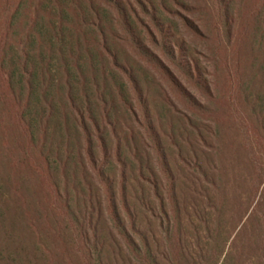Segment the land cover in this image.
<instances>
[{"label":"trees","instance_id":"16d2710c","mask_svg":"<svg viewBox=\"0 0 264 264\" xmlns=\"http://www.w3.org/2000/svg\"><path fill=\"white\" fill-rule=\"evenodd\" d=\"M244 1L205 0L202 6H193L189 0H0V264H74L65 253L53 254L48 244L42 251L27 252L16 244L14 234L20 230L31 236L41 231L76 234L85 246L76 250L77 264H106V240L98 230L100 210L90 198L78 210L69 191L66 171L73 159L68 148L71 124L82 131L88 164L101 185L106 211L115 219V227L135 259L145 264H219L221 259L222 264H264V178L257 183L264 167L256 159H243L244 153L249 156L247 149L227 159L215 111L195 101L176 74L216 103L218 91L212 94L186 36L207 45L213 55L220 53L213 44L222 37L228 47L244 42L248 47L246 78L239 86L231 81L228 106L233 114L243 99L253 118L243 134L247 142L255 140L260 148L264 146V0L247 11ZM178 26L186 36L179 35ZM123 47L158 74L193 111L219 126L212 145L207 133L192 125L198 148L191 149L188 158L182 157L183 168L178 173L170 166L151 122L142 81L120 52ZM103 62L129 85L137 110L131 101L121 102L143 126L154 148L157 170H149L148 175L139 170V178L148 188L139 204L158 223L152 233L128 206L126 164L120 158V137L107 112L109 84ZM92 87L94 96L90 95ZM95 104L115 139L118 198L128 216V227L118 219L116 196L104 171L107 143L95 118ZM88 123L99 140L100 161L92 152ZM55 140L60 146L53 160L49 145ZM64 143L68 154L62 158ZM37 181L48 185V200L43 201L42 191L36 190ZM243 182L261 200L243 217L244 225L240 220L233 241L232 234L221 244L226 214L240 204L236 194ZM191 216L198 225L192 224L190 229ZM248 226L251 231H246ZM244 230L251 242L243 251L248 257L238 260L225 247H232ZM157 234L161 236L156 240ZM90 256L97 261L87 260Z\"/></svg>","mask_w":264,"mask_h":264},{"label":"rangeland","instance_id":"374dc122","mask_svg":"<svg viewBox=\"0 0 264 264\" xmlns=\"http://www.w3.org/2000/svg\"><path fill=\"white\" fill-rule=\"evenodd\" d=\"M189 1L193 6H202L205 3V0ZM258 1L259 0H245V11L256 5V3L258 4ZM177 29L179 35L186 36L180 26H178ZM186 40L191 47L193 56L197 60L198 65L203 68L205 72V79L212 89V94L215 91H218L220 97L217 100L218 102L214 103V100H209L199 87L189 84L182 75L178 73L176 74L182 86L195 101L208 108L210 111H215V118H217L221 123L220 127L210 119L208 120L201 116L199 112L193 111L192 108H190L189 105L181 99V97L169 89L166 83L160 79L158 74L139 61L127 47H123L120 50V52L132 64L134 71L142 81L143 89L148 96L151 122L161 139V143L164 146L165 151L168 154L170 166L174 172H180L181 168H183L182 157L188 158L190 156L189 154L191 149L198 148L196 136L192 128V125H196L204 133H207L209 143L212 145L216 142V133L218 132L217 128L219 127L221 144L223 145V152L227 156V159H230L233 153H243L248 150L249 156L244 153L243 159H256L258 160V163L264 167V146L260 148L255 140L247 142V138L243 134L244 130L248 128L249 122L253 120L251 114L249 113L250 110L248 106L244 104L243 99H239L236 111L233 114L230 113L228 106L231 81L234 82L235 86H239L246 78V76H244V70L248 63V47L244 42H238L233 44V46L228 47V45H226V41L222 37L221 42L213 44V47L216 45L218 46L220 53H217L218 55H213L209 52L208 46L202 42L190 39L188 36H186ZM103 65L105 66L106 82L109 84L105 94V97L109 102L107 112L111 122L115 126V133L120 137V158L126 164L128 206L135 215L138 214L139 217H142V221L140 220L142 222V226L149 229V232L152 233V230H156V228H158V223L151 219L149 214L146 213L139 204V199L143 197V193L148 189L146 187L147 185L142 183L139 178V170L141 169V172L144 173V175H148L149 170H157L154 148L152 147L151 141L148 140L143 126L140 122H136L133 117L126 112L123 103L121 102V100L124 99L131 101L134 105V109L137 110L135 102H133L132 99L133 94L129 85L126 83V80L122 75L113 72L106 62H103ZM94 91L95 90L93 88L90 95L94 96ZM102 91L103 90L101 89L99 90L101 93ZM109 96H111L112 100ZM95 106V118L97 122H99L98 124L102 129L103 137L106 139L107 143V158L104 165V171L112 184V191L116 196L115 199L117 209L120 214L118 219L120 222L125 223L126 227H128V216L123 210L118 198L120 177L118 170L119 166L114 153L115 139L113 138L114 136L111 131V127L109 125L105 126L104 121H102L100 106L96 104ZM232 116L234 117L231 118ZM71 120L72 119L70 118V121ZM88 125L89 126H87V128L90 134L89 138L91 141L92 152L96 160L100 161L102 159V151L99 145V140L96 136L95 130L93 129V125L89 123ZM68 135L71 139L68 145V148L70 149L69 154L73 157L72 162L68 164V170L66 171L70 183L69 191L72 196V201H75V206L78 207V210H82L85 200L87 199L88 201L89 198L95 208L100 210L102 216L99 218L98 230L99 236H102L106 240L105 246L107 249L104 248L106 264H145V262L133 257L127 247L126 241L121 235H119V232L115 227V219L112 218V216H110L106 211L107 202L102 193L101 185L88 164L85 148L86 143L84 142L82 131L74 124H71ZM12 137L13 136L11 134H8V138ZM59 142L55 140L53 144L49 145L53 147V160L56 159L54 157L57 154V146H60ZM66 144L67 143H64L60 148L62 158L65 154H68L66 153ZM56 165L60 167L58 160ZM57 173L62 175L58 169ZM262 175L263 176L260 177L257 183H260V181L264 178V173ZM61 178L62 177L60 176L59 180L62 185L63 181ZM73 181L75 183H73ZM34 184L37 191H42L43 201L48 200V197H46L45 200L48 185L42 184L39 181ZM254 191H256L254 188L250 191L244 182L237 188L236 196L238 197L240 204H238L235 209H230L226 214V222L222 232L223 238H221V244H223L224 240L232 234L233 236L231 237V241H233L234 235L239 231L237 227L240 224V220H242L241 225H244V223H246V219H243V217H247L251 213L254 204L259 200V198L261 200L260 194L257 196ZM236 196H234V198ZM262 214L263 213L258 212V217L262 216ZM190 219L188 227L191 229L192 224L197 226L198 223L196 217L193 216ZM248 230L251 231L252 227H246V231ZM33 234L34 235L31 236L21 230L15 231L14 235L16 244L21 248H24V250L29 253L40 250L42 251V249L47 247L45 244H48V247L51 248L50 251L53 252V254L65 253L67 258L71 262L73 261L72 263H79L80 260L75 257L76 250H78L77 248L79 247L82 248L85 246L78 235H71L69 233L55 235L50 231H41L39 233L34 232ZM130 234L133 239H137V236L133 234V232ZM153 236L155 235L153 234ZM160 236L161 235L157 234L155 239L157 240ZM149 237L151 238L152 235L149 234ZM249 238V233L246 234L244 230V233L239 234V236L235 239L232 247L230 244L226 245L225 252L231 253L233 256H236L238 260H240V257L243 258L245 256L243 251L248 247L250 241ZM207 246L209 247V245ZM84 252L87 254L86 250ZM92 257L93 256L88 257L87 260L95 263L97 260H95V257ZM245 257L247 258L248 256ZM251 257L252 254L249 256V262H252ZM97 263L103 264L101 262ZM210 264H214V262ZM219 264H222V259Z\"/></svg>","mask_w":264,"mask_h":264}]
</instances>
